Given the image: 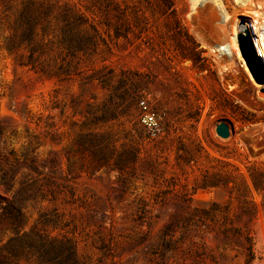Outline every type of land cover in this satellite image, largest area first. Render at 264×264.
Instances as JSON below:
<instances>
[{
  "label": "rangeland",
  "instance_id": "374dc122",
  "mask_svg": "<svg viewBox=\"0 0 264 264\" xmlns=\"http://www.w3.org/2000/svg\"><path fill=\"white\" fill-rule=\"evenodd\" d=\"M221 1L0 0V264H264V0Z\"/></svg>",
  "mask_w": 264,
  "mask_h": 264
},
{
  "label": "bare ground",
  "instance_id": "6f19581e",
  "mask_svg": "<svg viewBox=\"0 0 264 264\" xmlns=\"http://www.w3.org/2000/svg\"><path fill=\"white\" fill-rule=\"evenodd\" d=\"M193 1H194V4H198L199 6H201L205 2V0H193ZM214 1L217 2V3H219V5L222 2L221 0H214ZM250 5H252L251 0H245V1L242 2V6H244L246 8H249ZM227 20H228V18H227ZM251 22H253V21H251ZM223 24L224 25H222V27H221V35H217V38L215 39L216 43H225V38L227 37V36L225 37V35H226V32H227L228 24H227V22H225ZM253 24L256 25V30L257 29H260V27H258L259 22L257 20H254V23ZM240 31H244V29L239 30L237 28H234V35L232 36V39L230 41L231 43H237L236 35H238V33ZM254 34L256 35V37L254 39V43L256 45V48L260 52V55L264 58V32L257 31ZM218 41H222V42H218ZM213 50L214 51H218V52H223L225 50V46H223L221 44H216V45H214V49ZM234 89H235V87H232V91ZM258 98L259 99H262V100L259 101V104L262 105V103H260V102H263L264 97L258 96ZM258 118L259 117H255L254 118V121L257 120ZM251 130H253V131L255 130L257 133L259 132L261 134L264 133L263 126L260 123H252Z\"/></svg>",
  "mask_w": 264,
  "mask_h": 264
},
{
  "label": "built area",
  "instance_id": "2783aa9c",
  "mask_svg": "<svg viewBox=\"0 0 264 264\" xmlns=\"http://www.w3.org/2000/svg\"><path fill=\"white\" fill-rule=\"evenodd\" d=\"M140 108L142 123L150 129H156L159 124L158 113L144 100L140 101Z\"/></svg>",
  "mask_w": 264,
  "mask_h": 264
},
{
  "label": "water",
  "instance_id": "95a60500",
  "mask_svg": "<svg viewBox=\"0 0 264 264\" xmlns=\"http://www.w3.org/2000/svg\"><path fill=\"white\" fill-rule=\"evenodd\" d=\"M239 39H240L241 43H248L250 48L252 49V51L255 52V48H254V46L252 44L253 41L251 39V36H250L249 32H247L246 34H241ZM246 59H247L248 63L250 64V67H252V70H253L254 67H253L251 58L248 55H246ZM261 67L264 69V67L262 65H261ZM254 73H256V71H254ZM256 76H258L257 73H256ZM216 130H217V134L219 136L223 137V138H228L229 135H230L229 126L226 123H224V122L218 124Z\"/></svg>",
  "mask_w": 264,
  "mask_h": 264
},
{
  "label": "trees",
  "instance_id": "16d2710c",
  "mask_svg": "<svg viewBox=\"0 0 264 264\" xmlns=\"http://www.w3.org/2000/svg\"><path fill=\"white\" fill-rule=\"evenodd\" d=\"M249 245L247 247V259H246V264H252V261L255 258V252L253 250V244L251 239H248Z\"/></svg>",
  "mask_w": 264,
  "mask_h": 264
}]
</instances>
